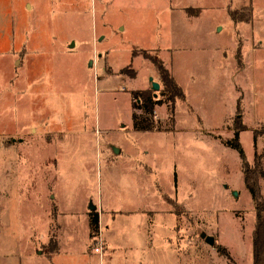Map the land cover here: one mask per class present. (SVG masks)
Here are the masks:
<instances>
[{
    "label": "rangeland",
    "instance_id": "374dc122",
    "mask_svg": "<svg viewBox=\"0 0 264 264\" xmlns=\"http://www.w3.org/2000/svg\"><path fill=\"white\" fill-rule=\"evenodd\" d=\"M172 4L170 15L158 9L163 0H0V264H100L90 238V249L81 253V212L117 197L116 181L128 177L125 161L155 172L147 196L157 215L150 231L139 219L101 218L102 236L116 244L103 264H228L222 249L231 264H252L255 205L242 160L223 141L238 131L250 165L254 153L264 152V0ZM183 13L194 23L187 25ZM171 19L174 42L195 48L172 56L134 50L129 63L134 47L168 34ZM184 32L192 38L184 40ZM97 50L109 53L108 63ZM157 63L182 87L177 84L176 123L169 129L166 102L153 111L157 131L119 130L131 124L129 93L148 85V72L159 83L153 97L165 101ZM111 146L129 156L118 157ZM51 184L52 194L78 214L63 223L64 235L77 227V245L52 261L44 255L59 226L42 210ZM260 189L264 201V180ZM168 208L172 216L163 212ZM130 233L136 240L151 234L152 247L125 249Z\"/></svg>",
    "mask_w": 264,
    "mask_h": 264
},
{
    "label": "crops",
    "instance_id": "0c3cea01",
    "mask_svg": "<svg viewBox=\"0 0 264 264\" xmlns=\"http://www.w3.org/2000/svg\"><path fill=\"white\" fill-rule=\"evenodd\" d=\"M122 2V0H121ZM113 5H117L116 2H112ZM156 4V6H158L159 4ZM163 4H166L163 7H160L158 9L167 11L170 13V15L173 14L174 8H173V4H172V0H169V4L167 2V0H163ZM121 6V5H120ZM186 10V9H183ZM188 11V10H187ZM187 13V12H186ZM169 16V15H168ZM172 18V16H171ZM231 18V17H230ZM182 19H189L187 20L188 22L187 25H191V23H194L192 20V16H190L189 14H185L183 13ZM233 19V18H232ZM192 20V21H191ZM170 20H168L169 22ZM234 23L236 22L237 24H239V22H237L236 20H232ZM170 23H172L171 29H168V34H165V31L162 32V34H158L157 36V42L152 45H149V47H145V46H141L140 48L138 47H134L130 52V58H129V63H134L135 61V55L133 54L134 50H142V51H159L160 55H163L166 53V55H176L177 53H181V52H186L187 49L190 48H195V44L188 42L185 44H181V43H175L174 39L176 38V34L174 32V26H173V20L171 19ZM168 24L166 25V23L163 25L162 27V31L164 28H167ZM189 28H191V26H188ZM121 30H123V28H121ZM188 33H192V32H184V40L185 38H192V35ZM174 42V43H172ZM172 43V44H171ZM74 42L71 44L73 45ZM70 45V46H71ZM75 45V44H74ZM96 54L98 56H101V60L106 61L108 63V56L109 53L105 50L102 51H96ZM106 54V55H105ZM128 63V64H129ZM125 67V66H124ZM119 71V70H118ZM147 84H144L143 86H141L140 88L135 87L134 89L130 90L131 92L133 91H142V90H150L151 86H152V82L156 83V78L154 76V72L151 71V73H147ZM109 76V75H107ZM138 74L135 76L137 78ZM171 76L173 77L174 81L177 82V84L181 87V84L176 76V74H174L173 72H171ZM131 80H136L135 78H132ZM159 84V83H158ZM129 91V92H130ZM129 99H130V103L132 106V99L129 93ZM131 108V107H130ZM175 109V106H174ZM174 113V122L176 123V118L177 115L175 112ZM132 114V108H131V112L130 115ZM160 119V118H159ZM161 120V119H160ZM132 115H131V124L130 125H121L118 127L119 130H124L125 132H131V135H138L141 134L139 136H143L146 134H150L154 131H135L132 129ZM99 134L102 133L101 130L98 129ZM106 132V131H104ZM134 132V133H132ZM63 142H60L59 144H62ZM111 148H113V150L115 151L116 155L119 156H123V157H128L129 154L128 152H124L122 149H117V147L115 146H111ZM142 154L144 153L145 155L148 154V151L146 150H142L141 152ZM129 159V158H128ZM116 160V159H115ZM123 172L125 174L128 175V177H124V179L120 180V181H116V188L118 187L117 190V197L113 198V199H107L106 201L108 203H104V205H100V209L96 208V206H91L90 209H86L85 206L84 208H82V212H81V219L83 220V225H85V232L82 235V252L84 253L85 250H89L90 249V241H89V216L90 214L93 212L98 214V219H99V225H100V219L101 218H107L110 222H114V219H116V217H126V218H135V219H139L142 220V224L144 225V229H147V231H150V227L152 226V229L154 228V220L156 219V215L157 212L156 210H154V208H151L148 204V199L149 197L147 196V192H148V187H147V183L148 181H150L151 184V189L154 183V175L156 176L155 172L153 171V169L147 165L146 163H141V162H134L133 164L128 162L126 163L125 161V166H124V170ZM139 172V173H138ZM107 180H108V176H106ZM56 180L55 177H53V183ZM109 181V180H108ZM144 182L146 183V189H144ZM158 185V184H157ZM156 185V187H157ZM47 198L49 199V203L45 206V208L43 207L42 210L44 211L43 216L46 218L47 221H49L48 218H53L57 225L59 226V230L57 233L56 238L54 239V241H50V243L52 244V248L49 250V253L46 254V256L44 255V257L48 258L50 261H52V259H55L56 257H59V255H67V253L69 254L70 252H73L74 247L77 245V240H78V234H77V227L75 228V226L70 227V230H68L67 234L64 235L66 226H64V222L69 223V221H74V217H76L77 214V210L75 209H71L70 207H67V205L65 206V204L58 199L55 195L52 194L53 189L55 188V184H51L50 187H47ZM146 191V192H145ZM159 191V190H158ZM168 197L166 194H162V199L163 201H165V199L163 198V196ZM169 198V197H168ZM170 199V198H169ZM172 200V199H170ZM113 201V202H112ZM174 201V200H172ZM166 202V201H165ZM113 203H119L120 205H122L121 207H112ZM168 204V203H167ZM86 205V204H85ZM169 205V204H168ZM170 207V205H169ZM164 213L172 216L171 214V208H168L166 210H163ZM47 226V224H46ZM101 227V225H100ZM48 228V226H47ZM108 230V228H107ZM106 230V231H107ZM48 232V229H47ZM46 232V236L42 238V241H47V233ZM131 236L130 239H126L125 242L127 244L125 249H128L127 247H130L137 244H143V246H147V247H152L153 244V239L151 238V234L148 235V237L146 236V234L144 233L143 237H141V239H135L134 233H130ZM103 240H104V253L101 255L100 257V264L104 263L101 258L102 256L108 255L111 256L114 254V251L116 250V244L115 241L113 240V238L109 237V235L107 236H102ZM48 243V242H43V244ZM49 243V244H50ZM48 244V245H49ZM168 245V242H167ZM40 254V252H39ZM111 260V257L109 258Z\"/></svg>",
    "mask_w": 264,
    "mask_h": 264
},
{
    "label": "trees",
    "instance_id": "16d2710c",
    "mask_svg": "<svg viewBox=\"0 0 264 264\" xmlns=\"http://www.w3.org/2000/svg\"><path fill=\"white\" fill-rule=\"evenodd\" d=\"M233 20H236L233 16ZM159 71L160 81L163 84V88L160 91L161 96L166 95L165 101L162 98L153 97L154 93L150 90L134 91L130 96L132 101V129L135 131H157L154 127L153 111L155 107H158L168 102L170 107V114H172L169 124L171 129L174 126V106L176 103V97L179 93V87L174 81L173 77L169 76L168 71L162 67L161 63H157ZM158 95V94H157ZM138 111L140 114H137ZM156 129V130H155ZM239 133L235 132L234 137L223 141V143L238 153L239 158L242 160V173L244 174V185L249 190L251 197L255 205V226L252 231V264H264V201L260 189V182L264 180V152L261 154L254 153L253 164L250 165L244 155V151L241 143H239ZM254 139L257 138L258 133H253ZM166 203L172 206L174 209L175 203L165 195L163 196ZM99 219L97 213H91L89 216V238H92L98 232ZM218 250V249H217ZM222 256L227 260L228 264H231V257L226 250H218Z\"/></svg>",
    "mask_w": 264,
    "mask_h": 264
},
{
    "label": "built area",
    "instance_id": "2783aa9c",
    "mask_svg": "<svg viewBox=\"0 0 264 264\" xmlns=\"http://www.w3.org/2000/svg\"><path fill=\"white\" fill-rule=\"evenodd\" d=\"M99 225V223H98ZM92 241H93V252L99 256L102 255L103 253V250H104V240H103V237H102V230H101V227L99 225V228H98V232L97 234L92 238Z\"/></svg>",
    "mask_w": 264,
    "mask_h": 264
},
{
    "label": "water",
    "instance_id": "95a60500",
    "mask_svg": "<svg viewBox=\"0 0 264 264\" xmlns=\"http://www.w3.org/2000/svg\"><path fill=\"white\" fill-rule=\"evenodd\" d=\"M151 89H152V91L154 92V97H155V93L157 92V90L159 89V84L158 83H154V82H152V86H151ZM91 209H92V207H91ZM213 238H211V237H208L207 238V243H209V244H213Z\"/></svg>",
    "mask_w": 264,
    "mask_h": 264
}]
</instances>
